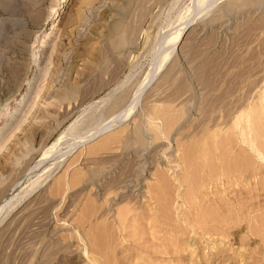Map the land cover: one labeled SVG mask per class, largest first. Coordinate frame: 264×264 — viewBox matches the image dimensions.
<instances>
[{
  "label": "rangeland",
  "instance_id": "rangeland-1",
  "mask_svg": "<svg viewBox=\"0 0 264 264\" xmlns=\"http://www.w3.org/2000/svg\"><path fill=\"white\" fill-rule=\"evenodd\" d=\"M60 1L0 0V264H264V0Z\"/></svg>",
  "mask_w": 264,
  "mask_h": 264
},
{
  "label": "bare ground",
  "instance_id": "bare-ground-1",
  "mask_svg": "<svg viewBox=\"0 0 264 264\" xmlns=\"http://www.w3.org/2000/svg\"><path fill=\"white\" fill-rule=\"evenodd\" d=\"M251 1V0H250ZM64 2H65V0H61L59 3L60 4H64ZM201 2L202 3H200L198 6H196V8H195V14L194 15H192L191 17V19H190V17H189V19H190V21L187 23V22H185V27L183 28V30H186V29H188V27H190L191 25H192V23L194 22V21H197V19L198 18H200V16L199 15H201V13L203 12V13H205L206 12V8H207V5L209 4V3H207V2H204V1H202L201 0ZM204 3V4H203ZM255 5V4H254ZM64 6V5H63ZM194 7V6H193ZM62 9L63 7L62 6H58V9ZM57 11V10H56ZM192 11V10H191ZM194 11V10H193ZM62 12H60V11H57L56 13H55V15H56V18H55V20L50 24V25H48V31H49V33L47 34V35H45V40H47V39H49L50 37H51V34L54 32V24L55 23H58V21L60 20V16L62 15L61 14ZM187 23V24H186ZM184 25V24H183ZM181 33V32H180ZM178 36V35H177ZM44 39V38H43ZM43 41V40H42ZM46 42V41H45ZM41 43H43V42H41ZM40 43V44H41ZM174 43H175V40H170V39H168V40H165L164 42H162V43H159V44H157V45H155L154 46V48H153V50H152V55H154V57L156 56V59L155 58H153V59H155V60H152V62L150 63V65H149V68H150V70H149V73L146 75V77L144 78V80L142 81V83H140V85L138 86V88H137V91L139 90V94L137 95V97H136V99L135 100H133V102L126 108V110L118 117V118H114V121H112V122H110L109 124H107L106 126H104V127H102V128H100L99 127V129H96L95 131H93L92 132V134H90V135H88L87 133V135H86V137H84V139H83V144H87V143H90V142H92V141H95L96 139H98L99 137H101L102 135H104V134H106V133H108V132H110V131H112L114 128H116V127H118V126H120L121 124H123L124 123V121L125 120H127L126 118L129 116V113L133 110V106L138 102V100H139V95H140V93H141V91H143L151 82H152V80H153V78L155 77V75L157 74V72H158V69L160 68V67H158L156 64H163L164 63V61H166L167 60V58H168V55L170 54V52L172 51V47L174 46ZM44 45V44H43ZM40 47H42L41 45H39V46H37V48H40ZM39 58H38V56H36V60L37 61H39L38 60ZM34 66H36V67H38V64H35ZM162 66V65H161ZM29 84H31L30 83V81L29 80H27L25 83H24V86H29ZM250 92V91H249ZM261 97H262V100L264 101V90H263V93H262V95H261ZM21 99V98H20ZM261 100V99H260ZM21 101V100H20ZM22 102V101H21ZM264 103V102H263ZM263 107V106H262ZM247 112V111H246ZM151 114V113H150ZM250 114H251V112H248V114H245V113H240L239 114V116H238V119L236 120L237 121V123L238 124H246L247 122H248V118H249V116H250ZM151 118H148V120L149 121H151L150 120ZM171 119V118H170ZM235 121V122H236ZM234 122V123H235ZM169 123V122H168ZM74 124V123H73ZM159 124V123H158ZM238 124H234V126L235 125H237L238 126ZM243 124V125H244ZM165 125V124H164ZM77 126V125H76ZM75 126V127H76ZM237 126H236V128H237ZM247 126V125H246ZM72 127V126H71ZM68 128V130L69 129H72V128ZM78 127V126H77ZM155 129H156V131L158 132V134L160 135L161 133H162V131L160 130V127H154ZM242 128V127H241ZM247 128V127H246ZM238 129V128H237ZM74 130V129H73ZM71 130H69V132H70ZM241 132H242V129L240 130ZM66 133H68V131L67 132H64V133H62L61 135H59V137L55 140L56 142H55V144L57 145V143L58 142H60L62 139L64 140V137L65 136H67V134ZM89 133V132H88ZM243 135V134H242ZM85 136V135H84ZM65 141V140H64ZM251 144V143H250ZM76 145V144H75ZM74 145V146H75ZM73 146V145H72ZM71 148V147H70ZM39 184H40V182H39ZM41 185V184H40ZM39 186V185H38ZM36 188H37V186H35ZM34 189V188H33Z\"/></svg>",
  "mask_w": 264,
  "mask_h": 264
}]
</instances>
